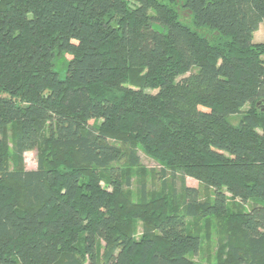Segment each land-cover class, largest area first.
<instances>
[{
    "label": "trees",
    "instance_id": "obj_1",
    "mask_svg": "<svg viewBox=\"0 0 264 264\" xmlns=\"http://www.w3.org/2000/svg\"><path fill=\"white\" fill-rule=\"evenodd\" d=\"M135 1L0 0V264H195L187 225L207 216L228 219L215 264H264V0H183L210 41ZM139 149L178 194L139 178L132 200ZM225 192L263 205L229 215Z\"/></svg>",
    "mask_w": 264,
    "mask_h": 264
},
{
    "label": "rangeland",
    "instance_id": "obj_2",
    "mask_svg": "<svg viewBox=\"0 0 264 264\" xmlns=\"http://www.w3.org/2000/svg\"><path fill=\"white\" fill-rule=\"evenodd\" d=\"M130 9L138 6L135 0H126ZM159 4L172 9L175 12L177 19L187 26L191 31L196 33L198 36L206 39L212 40L217 37L215 32H211L205 28H198L193 20V16L189 10L184 6L183 0H175L173 4H169L164 0H155ZM150 16L154 15L153 11L149 12ZM152 27L161 33L164 32L162 26L157 24H152ZM252 42L254 44H264V23L260 24L258 30L253 34ZM66 58V57H65ZM62 55H56L52 62L53 70L58 74L60 79H64L67 72V60ZM264 58V57H263ZM146 94L155 95L157 90H146ZM248 107H245L243 111H246ZM230 125L236 127L241 121V116H230L227 118ZM7 137L9 142L13 139L15 133L14 123L11 122L7 125ZM11 147V142L10 145ZM139 157L141 165L138 168L133 169L130 172L132 176V187L130 189L132 193V200L137 199V181L139 178L143 179L146 183L147 190L152 192H160L163 188L167 191L174 190V193L178 194L180 189V178L176 176L171 180L169 173L165 177V186L163 180L160 177L161 166L156 160L148 157L142 149H139ZM38 153L37 151H28L24 154V167L27 170H35L37 167ZM11 159L9 161L11 168ZM185 185L190 188H195L199 191V196L201 200L206 198H212V189L204 188L198 181L192 178H185ZM101 187L110 190L107 184L102 181ZM227 199L228 214L232 215L237 212V209L243 207V210L249 211L254 205H263L262 201L257 198H251L247 203L241 205L237 199H234L231 194L225 192ZM227 221L228 219L220 218L217 216H207L196 220H189L187 225V232L193 234L200 239L199 249L197 254H189L188 258L195 264H215L218 263L220 259L225 258L224 246L225 236L228 235L227 231ZM140 225V224H139ZM138 225V226H139Z\"/></svg>",
    "mask_w": 264,
    "mask_h": 264
}]
</instances>
